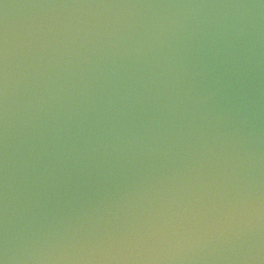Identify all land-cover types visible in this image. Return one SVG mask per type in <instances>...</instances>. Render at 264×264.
<instances>
[{"label": "water", "instance_id": "obj_1", "mask_svg": "<svg viewBox=\"0 0 264 264\" xmlns=\"http://www.w3.org/2000/svg\"><path fill=\"white\" fill-rule=\"evenodd\" d=\"M0 264H264V0H0Z\"/></svg>", "mask_w": 264, "mask_h": 264}]
</instances>
